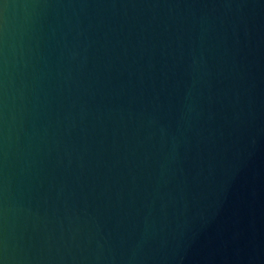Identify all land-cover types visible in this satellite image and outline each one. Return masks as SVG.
Masks as SVG:
<instances>
[{"label": "water", "instance_id": "95a60500", "mask_svg": "<svg viewBox=\"0 0 264 264\" xmlns=\"http://www.w3.org/2000/svg\"><path fill=\"white\" fill-rule=\"evenodd\" d=\"M0 264H264V0H0Z\"/></svg>", "mask_w": 264, "mask_h": 264}]
</instances>
